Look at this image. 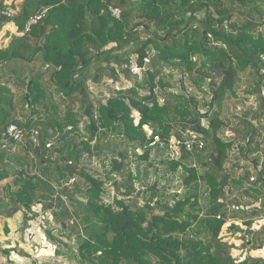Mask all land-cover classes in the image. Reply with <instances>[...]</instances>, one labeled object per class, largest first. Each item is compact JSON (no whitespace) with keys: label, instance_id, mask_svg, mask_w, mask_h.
Segmentation results:
<instances>
[{"label":"trees","instance_id":"obj_1","mask_svg":"<svg viewBox=\"0 0 264 264\" xmlns=\"http://www.w3.org/2000/svg\"><path fill=\"white\" fill-rule=\"evenodd\" d=\"M7 8L0 5V32L14 22L23 34L0 48V72L22 75L31 64L46 69L30 70L19 101L11 87L0 83V181L15 177V187L6 188V215L22 210L26 226L40 216L33 208L41 203L63 233L78 238L76 251L56 250L77 264H264L254 256L237 260L233 244L220 236L237 215L230 216L227 204L234 190L252 181L250 170L238 178L226 170L230 151H240L245 160L253 155L256 168L263 163L257 180L264 182V159L256 152L264 135L247 118L264 116V0H24L11 17L4 13ZM112 8H119L120 15ZM43 11L27 30L29 20ZM134 67L144 71V78L138 79ZM167 69L181 70L197 93H212L211 99L167 91ZM121 74L134 76V86L115 89L107 103L96 105L89 82L106 77L117 82ZM244 85L246 98H240ZM158 87L164 89L162 100ZM251 97L256 105L234 112L231 99L245 104ZM20 103L29 111L23 119ZM13 123L26 130L24 140L7 135ZM33 130L40 134L38 143L31 139ZM191 132L200 134L205 147L191 153L181 149L178 159H168L172 137ZM16 145L25 155L9 152ZM103 145L112 156L111 167L104 165L106 176L115 171L123 177V187L117 181L115 190L125 198L115 197L113 204L103 201V180L83 167V160ZM152 151L168 170L144 187L149 171L139 165L134 170L129 154L141 164ZM180 167L185 191L167 199L172 185L166 182ZM138 182L144 187L139 191ZM136 191L148 194L143 205L133 199ZM47 232L52 242L63 243L51 228ZM262 237L264 228L247 245L257 248Z\"/></svg>","mask_w":264,"mask_h":264},{"label":"rangeland","instance_id":"obj_2","mask_svg":"<svg viewBox=\"0 0 264 264\" xmlns=\"http://www.w3.org/2000/svg\"><path fill=\"white\" fill-rule=\"evenodd\" d=\"M24 0H16V3L18 2H22ZM10 2L12 3V1H6L4 2L5 5L10 4ZM19 3V4H20ZM9 7V6H8ZM13 8V7H12ZM19 8V6H17L15 4V7L13 8V10L15 11V13H17V9ZM6 25L2 28L1 32H0V41L1 40H5L7 37H13L14 35H18V34H23L20 33L18 31L17 25H15V29H10L6 32ZM262 30L264 31V27H262ZM43 67V66H40ZM134 71L137 72L138 74V79L141 80V78H144V71H141L140 69H137L134 67ZM139 72V73H138ZM167 74L164 75V82L165 84L167 83L169 85V87L166 89L167 91H174V92H187L189 94H198V97L200 98V100L203 102V100H210L211 99V94L209 93L206 96H203V93H197L195 91L194 85L190 79V77L188 75H184L182 73L181 70L179 69H167ZM264 74V70L262 71ZM246 75L245 74L242 76V80L241 82H245L246 81ZM136 78L133 77H127L125 74H121L120 80L119 81H114L113 78L110 77H106L101 83H95L90 81V89L93 92L94 95V99L96 100V105H98L100 103V100H102L103 103H107V99L113 95L114 90L115 89H128L131 88L132 86H134V82H135ZM25 89V88H24ZM26 90L23 91V93ZM148 90L142 89L141 90V94H146ZM157 91L159 92L160 96H161V100L163 97V93H164V89H160V87L157 88ZM246 85H244L240 90H239V94H241L240 98H246ZM240 98L238 101H235L234 99H231L230 102H234L235 104V108H234V112L240 113V112H245L246 111V103H242L240 101ZM253 98V102H255V97H251ZM56 100L60 103V107L64 108V105L66 104V102L63 100V98H60V96H56ZM250 101V100H249ZM227 102V101H226ZM233 104V105H234ZM232 105V108H233ZM226 108L222 107V111H225ZM231 112V111H230ZM133 116L135 118V123H139V119H140V115L139 112L137 110L133 111ZM87 122V118L84 119L83 123L81 124V127H83L82 125L85 124ZM208 120L204 119V123L208 124ZM148 135H150L152 133L151 129L149 128L148 125L145 126ZM228 137H231L229 135V132H226ZM178 137H172L171 139V144L169 145V154H168V159H172V158H176L178 159L180 156V152L181 150L178 149L173 142L175 141V139ZM240 143V141H238V144ZM105 145L107 143H104ZM103 149L98 152L95 156H91L89 155L90 158H86L85 160H83L85 162V164H83V167H85L87 169V171L91 174H93L94 176H97L98 178L103 180V187L105 190V193L102 195L103 197V201L106 204H113V200L115 197H119L121 199H124L125 197L122 196L121 194H118V191L115 190L117 188V186L115 185V183L118 181V183L121 185V188L123 187V177L117 173V172H112L110 171L109 176H106L105 174V166L111 167L112 163H111V155H108V152H106L105 146L103 145ZM96 150V149H95ZM142 149H139L138 153H142ZM130 156H132L131 160L134 163L132 168L134 170H137V166H141V168H143L144 170L147 169L149 171V174H146L147 177H145L143 180L145 182V186L147 187V185H150L152 183H154L155 179L157 178V174H159L161 176V174L164 173L165 170H168L167 167L165 166V164H162L161 162V158L159 157V155L157 154V151H152L151 154V158L149 161H145L140 164V160L137 159L136 155H133L132 152H130L129 154ZM193 160V159H192ZM104 162V163H103ZM190 164H193V162H190ZM240 166L237 168L235 167V165H239ZM105 165V166H104ZM244 166V168L246 167V160L244 158L241 157V153L240 151L237 150V153H235L234 151H230V156L228 161L226 162V170L228 172H230L232 174L233 177L238 178L239 176H241L242 174H244V170H240V168H242ZM181 169L173 174L172 178V182H166V184H171L172 188L170 190L166 191V198L167 199H171L173 194L176 193H181L183 191H185V187H183V175L182 172L184 171L182 167H180ZM36 169H31V172H35ZM146 171V170H145ZM181 176H180V175ZM165 175V174H164ZM168 176H170L168 174ZM167 176V177H168ZM10 177H12L15 180L14 175L12 174ZM72 180H75V178H73ZM167 179L162 178V184L163 182H165ZM144 184V183H143ZM140 187L137 189V191H139L142 187L141 183L138 182L137 183V187ZM246 185L244 187H241L239 189H235L234 190V194L232 196L233 201H230L228 204V209L230 210V216H234L235 213H237L236 217H230L229 220L225 223V225L223 226V229L221 231L220 236L227 242H229L230 244H233V249H232V254L235 258H237V260L242 261L244 260L247 256H254V257H258V258H262L264 259V239L263 237L261 238V243L258 244L257 248H254L256 250H249V246L252 243H249V245H247V242L249 240H252L253 236L255 235H247L246 236V229H248L246 223H244L246 221ZM137 191L134 193V200L137 202H139V204L143 205L144 204V200H146L148 198V194L145 195L143 192V194H139L137 195ZM137 197V198H136ZM139 197V198H138ZM84 199V198H83ZM236 199V200H235ZM126 200H130V199H126ZM156 200V199H155ZM235 200V201H234ZM242 200V201H241ZM173 201V200H172ZM128 202V201H127ZM239 202H242L239 203ZM42 205L41 203H37L36 206L34 207V210L36 211H40L41 210V218L38 219L39 223H38V227L40 225V228H38L39 232L37 233L36 231V235L40 234V237H36L35 241L31 240L30 237L28 236V234H26V232H23V238H24V242L27 244L26 247L30 250L32 257L30 259H28L27 264H77V260L76 259H71L67 256L64 255H58L56 253L57 247L59 246L63 251H68L69 249H75V251L77 250V246L79 245V240L76 237H69L68 235H66L65 233H63L64 231H62L60 224L57 223L55 221L54 215L51 214V212H43L41 209ZM115 208H118V205L114 204ZM36 208V209H35ZM244 208V214H242L243 211H241ZM235 225V227H233L232 225ZM263 223L261 222H257L254 224L253 227H255L254 229H259L261 227ZM34 228V227H32ZM51 228L52 229V234L54 236H57L58 238H60L63 243H55L52 242L50 237L48 236V232L47 230ZM36 230V229H35ZM262 234H260L261 236ZM22 239V238H21ZM34 241V242H33ZM18 243H20V241H18ZM67 254V253H66ZM13 255V254H11ZM16 258V257H15ZM20 260V259H18ZM10 263H14V261L9 260ZM20 262H25L20 260ZM85 264H91V263H85Z\"/></svg>","mask_w":264,"mask_h":264},{"label":"crops","instance_id":"obj_3","mask_svg":"<svg viewBox=\"0 0 264 264\" xmlns=\"http://www.w3.org/2000/svg\"><path fill=\"white\" fill-rule=\"evenodd\" d=\"M6 1H12L10 4H8L9 7H15V4L19 6L17 9V13L21 9V4L23 1L19 4L16 3V0H0V5L3 2ZM15 23L10 22L6 25V32L10 29H15ZM18 28V27H17ZM21 35V34H18ZM12 40V37H7L5 40L0 41V48L7 47ZM35 70L36 72H42L46 69L45 67H40V65L34 67L32 64L28 67L24 66V69L22 70V75L18 76H11V75H5V73L0 72V83L5 85L7 84L9 87L12 88L14 92L17 93V100L19 101L23 91L25 90L22 87V80L26 79L30 70ZM4 74V76H3ZM253 98L250 99L249 102H246V109L249 105H256L257 102H253ZM256 107V106H255ZM22 110V111H21ZM22 112V113H21ZM18 114L23 119L29 114V111L24 110V106L22 103H20L18 108ZM256 116L255 114H251L250 116H247L256 126H258L262 130V135H264V116H260V118H257L259 116ZM229 135L232 134L230 130H228ZM258 141H262L261 138L258 139ZM12 144V143H11ZM264 144L261 143L259 146V150L257 149V154L261 155V160L264 159ZM9 152H13L14 154H23L25 155V151L23 150L22 145H16L13 148L9 149ZM235 153H237V150H234ZM253 155H251V158L246 159V168L244 166L240 168V170H250L252 172V181L246 180V225L248 229H246V236L247 235H256L257 232L263 230L264 228V182L262 180H257V178L260 176L259 172L263 168V163H258V167L256 168L253 161ZM237 166V165H236ZM239 166H237L238 168ZM15 180L12 177L5 178L0 181V264H27L28 259L32 257V254L30 250L26 247V243L24 242L23 238V232H26L31 240L36 239V237H40V234L36 235L39 232L38 228H40V225L38 227V219L41 218V210L36 211L40 213L39 217H35L33 219H30L28 224L24 226V212L22 210L14 213L12 216H8L3 211L5 206L4 203L9 202V197L7 194V184H11L15 187L14 184ZM235 197V196H234ZM233 197V198H234ZM232 198V199H233ZM231 200V199H230ZM236 200V199H235ZM242 201V200H241ZM36 206V205H35ZM34 206V207H35ZM36 209V208H35ZM42 209V207H41ZM244 209V208H243ZM244 214V211L242 212ZM31 215V214H30ZM263 223L259 229H254V224L257 222ZM247 222H250L247 223ZM34 227V228H32ZM36 229V230H35ZM22 238V239H21ZM35 238V239H34ZM20 241V243H18ZM33 241V242H34ZM254 248L249 246V250H253ZM256 250V249H254ZM13 254V255H11ZM16 257V258H15ZM25 262H20V260ZM9 260L14 261V263H10ZM27 261V262H26Z\"/></svg>","mask_w":264,"mask_h":264},{"label":"built area","instance_id":"obj_4","mask_svg":"<svg viewBox=\"0 0 264 264\" xmlns=\"http://www.w3.org/2000/svg\"><path fill=\"white\" fill-rule=\"evenodd\" d=\"M112 11L114 15L119 16L121 10L119 8H112ZM4 13L11 17L15 14V11L13 10L12 7H8ZM45 15V11L38 13L34 15L29 22L27 23V30H30L31 27L39 22V20ZM31 139L35 142H39V132L37 130L31 131ZM7 135L12 139H15L17 141H22L26 137V130L23 127H20L18 124H11L8 127L7 130ZM155 140H158V136L155 137ZM173 144L178 148V149H183L186 152H195L197 150H201L205 147V141L204 139L200 136V134L196 132H191L189 134H185L184 136L180 138H176Z\"/></svg>","mask_w":264,"mask_h":264},{"label":"water","instance_id":"obj_5","mask_svg":"<svg viewBox=\"0 0 264 264\" xmlns=\"http://www.w3.org/2000/svg\"><path fill=\"white\" fill-rule=\"evenodd\" d=\"M31 84H32V81H30L29 86H31ZM26 98H27V100H29V94L26 95ZM187 155L190 156V157H192L193 159L195 158V156H192L189 153H187ZM200 173L202 174V170H200Z\"/></svg>","mask_w":264,"mask_h":264}]
</instances>
